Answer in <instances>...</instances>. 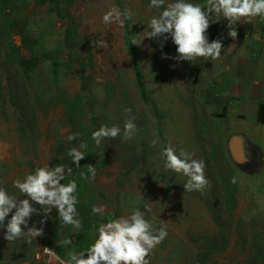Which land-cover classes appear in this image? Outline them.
Listing matches in <instances>:
<instances>
[{
  "label": "rangeland",
  "instance_id": "374dc122",
  "mask_svg": "<svg viewBox=\"0 0 264 264\" xmlns=\"http://www.w3.org/2000/svg\"><path fill=\"white\" fill-rule=\"evenodd\" d=\"M148 4L149 0H15L13 8L6 9L16 20L10 34L14 44L22 46L20 56L36 55L38 63L25 82V94L18 95L16 63L6 64L9 38L6 28L0 27V184L15 193L13 179L50 158V163H61V148L78 144L65 140L71 130L63 97L82 93V119L88 129L93 123L92 130L101 124L123 127V109L132 110L137 126L133 139L119 136L99 146L91 139L97 159L88 162L97 174L83 182L88 198L93 205L104 206L108 220L148 204L151 212L146 218L155 227L167 226L168 236L150 254V264H264V176L259 180L249 176V167L241 170L222 148L231 132H249L239 129L243 118L238 106L224 105L211 93L219 76L215 61L176 65L162 58L157 41L147 38L140 45L131 43L130 51L128 39L138 37L157 14ZM112 6L132 11L125 28L101 22L102 13ZM1 17L0 12V26ZM27 30L36 42L31 49L22 45ZM99 40L107 44L97 48ZM163 52L175 55L171 41ZM54 60L59 63L56 74ZM138 76L157 114L143 101ZM226 105L231 111L218 116ZM166 143L204 158L210 187L188 192L183 176L165 172L160 149ZM222 175L228 186L235 187L230 211L210 207L224 202ZM232 176L237 183H230ZM55 216L53 209L43 225L44 236L31 244L9 243L0 230V264H46L45 248L58 255L57 241L82 236L80 231L72 234L71 225L56 228ZM39 219L34 215L29 227L33 222L41 227ZM71 250L75 248L71 246L67 254Z\"/></svg>",
  "mask_w": 264,
  "mask_h": 264
},
{
  "label": "clouds",
  "instance_id": "9594fccd",
  "mask_svg": "<svg viewBox=\"0 0 264 264\" xmlns=\"http://www.w3.org/2000/svg\"><path fill=\"white\" fill-rule=\"evenodd\" d=\"M148 7L157 10V14L148 19L146 28L138 37H133L131 43L140 45L146 38L157 41L162 58L172 59L176 65L184 61L195 65L197 61L220 59L224 45L222 39L210 40L207 30L212 24L226 20L227 35L235 40L237 22H252L257 17L264 20V0H204V3L195 0H149ZM132 15L130 9L121 11L112 6L102 13L101 22L125 28ZM168 41L175 46V55L169 56L163 52ZM106 44L105 40L95 42L97 48H103ZM123 111L126 114L123 127L119 124H101L92 130L91 139L95 145L119 136L125 140L134 138L137 126L135 118L130 115L132 110L124 108ZM80 135L79 132H70L65 140L71 143L77 141ZM87 149L88 144L81 140L66 149L71 166L50 163V158L43 166L34 167L22 178L13 179L15 193H10L0 184V230H3L6 241L12 243L19 240L31 244L37 237L44 236L43 225L53 209L56 212L53 219L65 226L71 225L72 234L82 229L77 207L80 203L78 182L71 177L80 168V161L87 155ZM160 159L165 172L185 178L182 183L185 191L199 192L210 187L205 174L206 161L196 158L194 152L166 143L160 149ZM261 159L264 160V157ZM96 174L93 165L88 166L87 175L79 173L83 179H94ZM230 183H237V177H230ZM20 196L23 198L18 199ZM140 199L142 197L138 196L137 200ZM91 211L94 215L103 216L104 206L93 205ZM146 212H151L148 204L143 205V210L134 207L127 215L100 223L93 242L79 251H69L65 259L56 255L54 250L45 248V255L49 257L46 264H150V254L167 238L168 231L166 225L155 227L152 220L146 218ZM34 215L40 216L41 227H36L35 222L29 227ZM72 243L70 236L57 241L61 248Z\"/></svg>",
  "mask_w": 264,
  "mask_h": 264
},
{
  "label": "crops",
  "instance_id": "0c3cea01",
  "mask_svg": "<svg viewBox=\"0 0 264 264\" xmlns=\"http://www.w3.org/2000/svg\"><path fill=\"white\" fill-rule=\"evenodd\" d=\"M195 2L204 3V0ZM226 25L227 21L224 20L212 24L207 30L214 32L215 39H222L224 45L220 59L214 62L219 69V76L210 91L217 99L222 98L224 105L226 102L238 106L243 118L239 129L247 128L249 132H231L222 148L241 170H246L244 166L249 167V176L259 180L264 176V160L261 159L264 157V122L258 119V106L264 104V20L257 17L252 22H237L235 40L227 35ZM222 75L225 77L221 78ZM227 107L223 106V112L218 114L224 116L225 112L231 111ZM233 155L244 157L243 161L247 162H237L233 160ZM96 227L88 234L92 242Z\"/></svg>",
  "mask_w": 264,
  "mask_h": 264
},
{
  "label": "trees",
  "instance_id": "16d2710c",
  "mask_svg": "<svg viewBox=\"0 0 264 264\" xmlns=\"http://www.w3.org/2000/svg\"><path fill=\"white\" fill-rule=\"evenodd\" d=\"M14 2L15 0H0V12L2 13V17H1L2 26L0 27L6 28L7 36L9 38V45L7 48L8 55H7V58L5 59L7 61L6 64L8 66H12L14 63H16L15 64L16 66L15 67L13 66L14 67L13 74L16 73V75L18 76V80L16 83L17 84L16 89H17L18 95L20 94L23 97V95L25 94V82L27 79L30 78V71L37 65L38 56L33 55L31 57H21L20 52L22 50L21 48L22 46L19 47L15 45L12 40L10 31H11V26L16 23V20L11 18L8 15V13H6V9H12L14 6L13 5ZM24 18L26 19V17ZM25 26H26V23H23L22 27L25 28ZM208 35H209L210 40L215 39L214 32H208ZM127 43L129 45L130 51L133 52V47L131 46V40L128 39ZM22 45L30 49L31 47L33 48L34 46H36L35 39L29 38L28 30L26 33L25 32L23 33ZM53 68H54L53 72L54 74H56L57 70L59 69V63L57 60L53 61ZM20 78L22 81L21 83H20ZM136 78H137V82L139 85V89H140V93H141V97L143 101L149 105L148 107L150 108L151 111H153V113L157 114L158 112L156 110V106H155L156 104L147 95V92L145 91L141 83V78L139 76ZM53 79H56V77H54ZM34 93L37 94L36 91H34ZM36 97H40V96L36 95ZM83 97L84 96L82 93H76L73 96L65 95L63 97V103L65 105V116L67 119V123L70 126V130L71 132H79L81 134L79 139L77 141H73V143L74 144L79 143L78 141H81V140L85 141L88 144V149L86 150L87 155L80 161V164H81L80 168L75 170V174L72 177L76 179L78 182L77 195H78V199L80 203L78 204L77 207H78V211L80 214V219L82 221V229L80 230L82 236L80 235L79 237H77V239L74 240L73 243L69 246L61 248L58 245L57 254L62 259L67 257V249H70L71 246H73V248H75V250L77 251L81 250L82 248L88 247L89 244L92 243V241L90 240V237L88 236L89 229L92 226L102 221L108 220L107 217L97 216L92 213L91 209H92L93 204L90 201V198H88V195L86 194L83 178H81L79 175L80 172H84L85 174L87 173V168L90 165L88 160L97 159L95 151L92 148V140H91L92 127L95 128L96 124L95 123L91 124L92 122H90L91 128L88 129L85 126V123L83 122V119H82L83 114H84L83 113L84 108L82 106ZM258 108H259L258 109V112H259L258 119L261 122H264V104L260 103ZM217 115L221 116L222 114L220 113ZM93 117H95V115H93ZM61 150L64 155L61 160V163L65 164L66 166L67 165L71 166L70 159L66 155V150H64L63 148H61ZM225 179H226V176L222 175L223 187L220 191L222 192L221 194H222V197L224 198V202L217 203L216 206H210V204H208V206H210L211 208H215V207H218L219 209L224 208L230 211L232 207V201L234 200L235 187L233 185L231 187L228 186L227 183L225 182ZM56 224H57L56 228L62 225V223H60L59 221Z\"/></svg>",
  "mask_w": 264,
  "mask_h": 264
},
{
  "label": "water",
  "instance_id": "95a60500",
  "mask_svg": "<svg viewBox=\"0 0 264 264\" xmlns=\"http://www.w3.org/2000/svg\"><path fill=\"white\" fill-rule=\"evenodd\" d=\"M232 158H233V160H235V161H237V162H240V161H243V160H244V157H242V158L239 157V158H238V157H236V156H234V155L232 156Z\"/></svg>",
  "mask_w": 264,
  "mask_h": 264
}]
</instances>
